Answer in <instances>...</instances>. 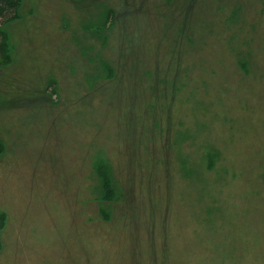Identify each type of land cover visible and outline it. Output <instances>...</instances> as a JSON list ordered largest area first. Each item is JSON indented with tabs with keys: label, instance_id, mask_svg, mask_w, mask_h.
Listing matches in <instances>:
<instances>
[{
	"label": "rangeland",
	"instance_id": "rangeland-1",
	"mask_svg": "<svg viewBox=\"0 0 264 264\" xmlns=\"http://www.w3.org/2000/svg\"><path fill=\"white\" fill-rule=\"evenodd\" d=\"M6 31L0 264H264V0H24Z\"/></svg>",
	"mask_w": 264,
	"mask_h": 264
},
{
	"label": "trees",
	"instance_id": "trees-1",
	"mask_svg": "<svg viewBox=\"0 0 264 264\" xmlns=\"http://www.w3.org/2000/svg\"><path fill=\"white\" fill-rule=\"evenodd\" d=\"M24 0H0V69L8 66L12 60V49L10 46V42L8 40L7 26L18 20L20 17V10ZM1 96H0V104H1ZM193 144L188 146V149H192ZM4 148L0 143V157L3 154ZM196 156L186 154V158L184 164H189L190 166L195 165ZM190 161V162H188ZM98 177L100 179L101 184L103 185V195L102 199L106 202H112L115 199V191L113 190V180L110 177L107 170H102V165L98 169ZM5 219L0 216V233L4 229ZM1 238H0V249H1Z\"/></svg>",
	"mask_w": 264,
	"mask_h": 264
}]
</instances>
